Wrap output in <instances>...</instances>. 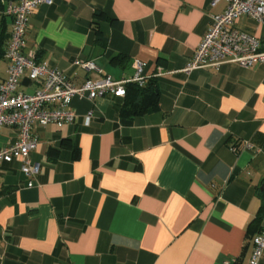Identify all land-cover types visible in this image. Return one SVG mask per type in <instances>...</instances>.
<instances>
[{
  "label": "crops",
  "instance_id": "crops-1",
  "mask_svg": "<svg viewBox=\"0 0 264 264\" xmlns=\"http://www.w3.org/2000/svg\"><path fill=\"white\" fill-rule=\"evenodd\" d=\"M21 1L0 0L4 49L7 6ZM210 4L53 0L30 16L26 55L74 85L129 79L136 60L148 83L143 96L76 97L75 123L36 126L32 187L19 162L0 164V264L250 263L264 226V64L184 71L224 9ZM236 27L264 50V22L244 16ZM7 77L1 58L0 85ZM39 86L24 78L19 90ZM18 137L6 127L0 146Z\"/></svg>",
  "mask_w": 264,
  "mask_h": 264
},
{
  "label": "built area",
  "instance_id": "built-area-1",
  "mask_svg": "<svg viewBox=\"0 0 264 264\" xmlns=\"http://www.w3.org/2000/svg\"><path fill=\"white\" fill-rule=\"evenodd\" d=\"M220 3L224 4V9L220 13L210 14L212 23L185 68L187 73L204 68L218 70L224 64H237L244 68L264 64L260 40L236 27L237 21L244 16L262 24L264 0H211V9L217 8ZM44 4L52 5L53 0L10 2L6 9V15L12 18V25L4 55L8 63V77L0 85V134L6 127H12L18 130L19 137L11 145L0 146V164L19 162L23 173L30 179L29 187L33 186L41 170L40 164L31 159L32 152L38 146L34 132L36 126L62 128L75 123L77 114L71 104L76 97L91 101L103 97L122 99L126 96L128 85L144 88L148 83L144 71L146 63L141 60L135 61L134 75L129 79L116 81L106 76L98 80L87 79L77 86L47 62H37L33 56L26 55L29 18ZM75 65L101 73L92 61H77ZM24 78L39 84V89L32 94L20 91ZM246 146L252 147L249 142H246ZM230 147L232 151H238L236 144ZM263 257L264 226L253 238L249 264H261Z\"/></svg>",
  "mask_w": 264,
  "mask_h": 264
},
{
  "label": "trees",
  "instance_id": "trees-1",
  "mask_svg": "<svg viewBox=\"0 0 264 264\" xmlns=\"http://www.w3.org/2000/svg\"><path fill=\"white\" fill-rule=\"evenodd\" d=\"M97 17H99V15H98ZM4 33H5V31H1V30H0V59H1V58H4V55H5L4 45H5V41H6V35H5ZM130 89L135 90L137 94H140V95H142V96H143V95H146V94L144 93V90H145V89H141V88H139V87L136 86V85H128V87H127V93L129 92ZM126 95H127V94H126ZM154 107H155V106H154ZM147 110H148V108H146V107H141L140 110H139L138 112H136V113H144V112H146Z\"/></svg>",
  "mask_w": 264,
  "mask_h": 264
}]
</instances>
